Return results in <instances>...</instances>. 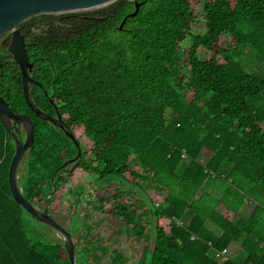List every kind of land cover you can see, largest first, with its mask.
Here are the masks:
<instances>
[{
	"label": "trees",
	"instance_id": "1",
	"mask_svg": "<svg viewBox=\"0 0 264 264\" xmlns=\"http://www.w3.org/2000/svg\"><path fill=\"white\" fill-rule=\"evenodd\" d=\"M138 1L122 29L131 0L23 23L30 99L68 135L29 108L17 63L0 56V95L34 125L22 193L53 218L67 184L77 204L97 199L104 217L84 213L97 233L73 240L83 264H264V0ZM69 133L89 143L74 165ZM14 152L0 120V264H70L61 239L28 236L8 185Z\"/></svg>",
	"mask_w": 264,
	"mask_h": 264
},
{
	"label": "water",
	"instance_id": "2",
	"mask_svg": "<svg viewBox=\"0 0 264 264\" xmlns=\"http://www.w3.org/2000/svg\"><path fill=\"white\" fill-rule=\"evenodd\" d=\"M115 1L117 0H0V36L6 33L11 34L8 51L19 66L24 98L29 108L37 116L44 120L54 119L50 115H44L39 108H36L29 96V83L34 80L29 74L31 62L25 48V36L21 32L23 23L29 18L41 14H73L78 11L103 8ZM131 1L134 3V10L124 16L119 25L120 29H122L127 17H133L138 13L141 2L138 0ZM0 120L15 145V152L8 170V185L13 199L35 220L56 230L62 238L69 263L76 264L75 245L70 232L47 212L33 205L23 195L18 184V167L25 153L33 144L34 125L32 119L25 113L14 112L9 103L0 95ZM21 127L24 130V136L20 133ZM79 155L80 150L78 149L74 159Z\"/></svg>",
	"mask_w": 264,
	"mask_h": 264
},
{
	"label": "rangeland",
	"instance_id": "3",
	"mask_svg": "<svg viewBox=\"0 0 264 264\" xmlns=\"http://www.w3.org/2000/svg\"><path fill=\"white\" fill-rule=\"evenodd\" d=\"M103 8H106L103 7ZM103 8L95 9V10H83L78 11L76 13H94L98 10H101ZM193 30L200 31L202 30L201 24H194ZM230 40L225 37L224 42L228 43ZM79 140L82 142L83 148L87 149L89 146V143L86 138L81 136ZM22 161L20 162V165L17 170L18 178L22 174ZM78 180V185L82 188L86 189H93V186L95 185V179L93 177H84L83 175H76ZM73 186L70 184H67L63 187V195L61 196V207L59 211L55 214V219L63 224L64 226L69 225V222L71 221L69 228L71 230L72 238L76 244H80L82 240L85 238L86 234L90 233L91 231L97 233L98 228L96 226V223L92 222L90 223V219L88 220L87 217H84L85 211H89L92 214V219L96 220L97 218H102L104 215L102 214L101 210L97 207V199L95 197L88 196L87 193H85L81 199V203L77 204V202L74 200L75 197L70 196L69 190ZM149 193H151V190H149ZM84 205V208L81 207V205ZM107 206H105L106 208ZM73 208L77 210L79 215H75L74 217L70 218L71 213L73 212ZM22 220L25 225V228L28 232V236L33 239H39L43 241H51V240H62L61 236L54 230L53 228L46 226L37 220H35L32 216L23 213ZM86 221V225H82V221ZM104 232L105 235H113L114 227L111 226V223L109 220L104 221ZM118 239V242L116 243L118 246H121L120 250H123L124 254L129 257H134V250H133V243L129 241L126 238V235H115ZM85 245V244H84ZM236 250V247L232 248V250L228 251V255H231ZM78 251V252H77ZM91 259V258H90ZM85 260V254L82 253V249H80L78 246H76V256L75 261L76 264H83V261ZM90 264H94L92 261H90ZM103 264H111L109 261Z\"/></svg>",
	"mask_w": 264,
	"mask_h": 264
},
{
	"label": "flooded vegetation",
	"instance_id": "4",
	"mask_svg": "<svg viewBox=\"0 0 264 264\" xmlns=\"http://www.w3.org/2000/svg\"><path fill=\"white\" fill-rule=\"evenodd\" d=\"M21 32L24 34V36H25V41H26V35H25V33L23 32V28L21 29ZM1 38H8L9 39V42H8V44L6 45V47H2V46H0V56L2 57V58H12L13 59V57H12V55H11V53L8 51V46H9V43H10V41H11V34L10 33H6V34H4V35H2V36H0V39ZM0 44H1V42H0ZM6 48V49H5ZM25 48H26V46H25ZM28 55V54H27ZM19 67V66H18ZM20 70V69H19ZM31 71H32V66H31V70L29 71V74L31 73ZM44 115H46L44 112H42ZM51 116V115H50ZM51 117H53L54 119L53 120H45V121H48V122H50V123H52L53 125H55L58 129H60L62 132H64L65 134H68V131H67V128H66V126L60 121V118L58 117V116H51ZM22 128V127H21ZM24 136V135H23ZM69 138H70V140L73 142V144H74V146H75V148H76V153L72 156V157H70L69 158V160H72V161H70L69 163L70 164H72V165H74L75 164V160L80 156H78L76 159H74L75 158V156L77 155V151H78V149L80 150V154H81V151H83L84 150V148H83V145H82V142L80 141V140H76V139H74L73 137H72V135L70 136V133H69ZM68 160V161H69Z\"/></svg>",
	"mask_w": 264,
	"mask_h": 264
},
{
	"label": "built area",
	"instance_id": "5",
	"mask_svg": "<svg viewBox=\"0 0 264 264\" xmlns=\"http://www.w3.org/2000/svg\"><path fill=\"white\" fill-rule=\"evenodd\" d=\"M222 255L224 256V258L228 257V250L227 249L223 250Z\"/></svg>",
	"mask_w": 264,
	"mask_h": 264
}]
</instances>
